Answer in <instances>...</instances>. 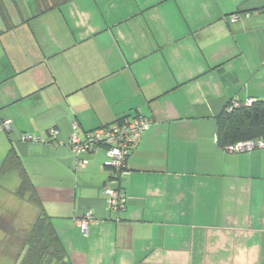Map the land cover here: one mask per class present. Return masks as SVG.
I'll list each match as a JSON object with an SVG mask.
<instances>
[{
  "label": "crops",
  "instance_id": "obj_1",
  "mask_svg": "<svg viewBox=\"0 0 264 264\" xmlns=\"http://www.w3.org/2000/svg\"><path fill=\"white\" fill-rule=\"evenodd\" d=\"M0 3V147L18 156L13 196L35 207L17 230L44 219L70 264H264V150L217 143L231 101L264 102V0ZM138 113L152 124L120 182L103 148L68 146L75 123L83 138ZM108 188L125 192L124 212ZM88 211L101 223L84 235Z\"/></svg>",
  "mask_w": 264,
  "mask_h": 264
},
{
  "label": "built area",
  "instance_id": "obj_2",
  "mask_svg": "<svg viewBox=\"0 0 264 264\" xmlns=\"http://www.w3.org/2000/svg\"><path fill=\"white\" fill-rule=\"evenodd\" d=\"M239 15H233L231 22H237ZM255 101L247 100L245 103H240L238 100H233L228 106V111L240 106H251ZM152 124L151 119L145 117L141 113L133 117H127L123 120L114 123L108 127L99 128L97 130L87 132L83 138L76 134L78 125L73 124V134L68 146L77 154L95 152L99 148L106 151V167L114 173V179L120 182L129 174L127 167V159L130 153L139 145L143 134ZM2 130L10 132L12 129L11 121H4L1 127ZM51 136L55 137L57 131L52 129ZM23 141H36L31 136H22ZM225 153L242 154L251 153L256 150H264V137L257 139L241 141L234 144L226 145L222 148ZM84 161H80V165H84ZM108 195V207L111 211L121 213L126 210L127 197L121 188L106 189ZM119 221V220H118ZM101 223L92 211L86 212L81 218L77 219V224L80 231L87 235L89 229L93 226H98Z\"/></svg>",
  "mask_w": 264,
  "mask_h": 264
},
{
  "label": "trees",
  "instance_id": "obj_3",
  "mask_svg": "<svg viewBox=\"0 0 264 264\" xmlns=\"http://www.w3.org/2000/svg\"><path fill=\"white\" fill-rule=\"evenodd\" d=\"M67 1L69 0H63V3ZM0 11L4 13L1 3ZM228 106L217 118V143L221 148L229 144L264 137L263 101H255L251 106H240L231 111H228ZM17 157L13 148L8 151L0 169L1 175L7 171L19 170L20 164ZM21 175L23 177H21L19 192L24 194L33 191L32 193H34L30 181L23 174ZM30 235L25 243L28 250L20 264H70L58 236L44 219L41 218L36 223ZM34 260L36 261L34 262Z\"/></svg>",
  "mask_w": 264,
  "mask_h": 264
},
{
  "label": "rangeland",
  "instance_id": "obj_4",
  "mask_svg": "<svg viewBox=\"0 0 264 264\" xmlns=\"http://www.w3.org/2000/svg\"><path fill=\"white\" fill-rule=\"evenodd\" d=\"M7 151L0 147V167L6 157ZM0 212L6 207H2L3 203L7 202L8 206L16 209H21V221L17 220L14 227L20 229L23 224L27 225V228H31L34 225V215L32 214L35 210L34 206H31L28 202H25L19 198H15L12 194L14 190L20 184V178L15 171H7L4 177L0 178ZM17 238L8 230H3L0 228V264H20L24 255L28 250V246L25 247L24 253L19 257V249ZM22 249V248H21ZM51 252V251H50ZM19 258V259H18ZM36 260H34L35 262Z\"/></svg>",
  "mask_w": 264,
  "mask_h": 264
},
{
  "label": "flooded vegetation",
  "instance_id": "obj_5",
  "mask_svg": "<svg viewBox=\"0 0 264 264\" xmlns=\"http://www.w3.org/2000/svg\"><path fill=\"white\" fill-rule=\"evenodd\" d=\"M15 218L16 215L14 213L8 212V211H1L0 212V227H2L3 229H6L10 232H12L15 236H17L18 238H20L22 241H24V245L25 243L28 241L30 235L29 230H25V229H21L18 230L14 227V222H15Z\"/></svg>",
  "mask_w": 264,
  "mask_h": 264
},
{
  "label": "water",
  "instance_id": "obj_6",
  "mask_svg": "<svg viewBox=\"0 0 264 264\" xmlns=\"http://www.w3.org/2000/svg\"><path fill=\"white\" fill-rule=\"evenodd\" d=\"M18 231V230H17ZM15 234V233H14Z\"/></svg>",
  "mask_w": 264,
  "mask_h": 264
}]
</instances>
